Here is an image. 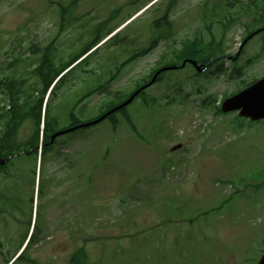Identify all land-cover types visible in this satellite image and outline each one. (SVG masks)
Here are the masks:
<instances>
[{
  "label": "rangeland",
  "instance_id": "374dc122",
  "mask_svg": "<svg viewBox=\"0 0 264 264\" xmlns=\"http://www.w3.org/2000/svg\"><path fill=\"white\" fill-rule=\"evenodd\" d=\"M68 1L0 0V71L15 67L28 80L31 44L54 40L58 58L67 59L113 17L115 29L52 103L61 129L72 113L91 120L155 70L179 62L185 43L201 40L203 58L222 48L229 70L195 76L188 65L166 72L147 89L146 98H155L149 106L141 98L128 106L129 122L116 115L115 125L106 119L60 137L36 185V161L14 157L1 173L7 179L0 182V207L7 211L0 215V264L16 255L30 230V199L39 185V240L29 253L40 264H72L78 247L87 252L85 264H256L264 252V185L258 183L264 180V119L215 114V107L242 81L264 76V34L245 45L235 64L228 59L264 18V0H256L253 12L243 3L214 9L208 0H181L162 30L152 22L163 15V0H79L75 23L60 33L57 2ZM155 38L156 48L127 62ZM213 41L222 44L208 46ZM18 56L26 60L16 66ZM232 66L242 69L241 79ZM174 80L181 86L168 89ZM32 131L27 123L21 137ZM17 188L24 208L8 200Z\"/></svg>",
  "mask_w": 264,
  "mask_h": 264
},
{
  "label": "trees",
  "instance_id": "16d2710c",
  "mask_svg": "<svg viewBox=\"0 0 264 264\" xmlns=\"http://www.w3.org/2000/svg\"><path fill=\"white\" fill-rule=\"evenodd\" d=\"M181 0H163L158 5V10H162L164 7V13L162 16H159L155 20H153L152 25L153 28L159 30L163 29L164 27H170L171 21L170 16L176 9L177 5L180 3ZM210 1L213 8H217L220 6H225L226 8H233L236 7L238 4H247L249 9L256 8L257 1L256 0H208ZM58 10L60 13V29L59 32H63L67 30L70 26L75 23V18L73 17V13L77 9L79 5V0H69L65 4L58 3ZM255 12V11H254ZM112 18L106 19L102 21L101 24L96 25L91 33V37L84 42V45L73 54H71L67 59H64L62 56L58 58L57 53L55 52V41H51L47 46L43 47H36L34 44H31L29 50L31 51V66L35 64L34 68L32 69L31 78L24 77V73L20 70L10 71L8 73V69H4L0 71V158H6L8 156H13L19 154L22 151L27 152L29 156H32L35 161L38 157V147L41 141L42 135V155H41V169L45 165V163L52 157H54L55 146L58 144L57 137L52 143L50 142L51 136L56 131H59L58 128V119L56 116L52 115L53 105L55 104L54 100L58 98L61 88L65 85V81L69 78L71 74H73L76 70H78L77 63L71 70L65 73L63 76L60 77L58 82L54 85L52 92L48 98V104L46 107V113L43 117V106H44V94L48 92L49 87L51 84L60 76L62 72H64L67 68L73 65L78 59H80L83 55L89 52L96 44H98L106 35L110 34L115 28L110 27V23L112 22ZM114 37V36H113ZM222 44V41H213L208 43V46L219 45ZM158 45V39H153L149 45V47L145 49H141L135 51L127 62H130L133 59L141 58L149 53L150 50H153ZM202 46L201 40L191 41L189 44L185 43L183 46L182 51L178 53L179 62L173 63H166L164 66L169 65H176V70L180 69V64L182 63L184 58H198L201 62L209 63L210 61H215V68L212 71V67L210 68L211 73L214 74H221L226 73L228 69L225 67L223 63L224 58V50L222 48L216 47L214 49L209 50V54L203 57H199L200 47ZM203 48V47H202ZM205 48V47H204ZM207 50V49H206ZM19 62L15 63L16 66L20 63L25 62V58L23 59L22 56H18ZM35 59V61H33ZM87 59L84 61L86 62ZM186 65H190L187 63ZM185 65V66H186ZM234 73L241 75L242 69L241 68H234L232 70ZM25 72V71H24ZM166 71L161 72L159 75L158 80H160ZM34 78V82H33ZM31 85V90L33 92H29L27 87L29 84ZM173 84L168 85L169 88H176L181 86V83L177 80L173 81ZM246 81L242 84V86H246ZM35 88V91H34ZM39 91L41 95L36 94V91ZM144 95V91L138 96L141 97ZM90 96V91L85 96L88 98ZM129 97V95H128ZM144 98V97H143ZM152 100H155L153 98ZM174 98L170 101L173 102ZM148 99H145V102ZM53 103V105H52ZM111 107L116 106V104L112 103ZM110 107V108H111ZM125 109H121L119 112L126 118ZM221 109L220 106H217L215 114H220ZM109 120L115 125L118 118L116 117V113H113ZM128 122L130 121L129 116H127ZM80 118L76 117L74 113H72V121L70 126H75L80 123H83ZM27 123L33 124V131L32 133L26 137H21V131ZM43 124V128L41 125ZM87 128L84 127L75 130L74 132L85 131ZM134 128V126H133ZM135 129V128H134ZM11 160H8L6 165ZM4 168V167H3ZM2 171V167L0 166V172ZM0 178L1 183H5L7 176L6 174H2ZM259 185H264V181L261 180ZM7 189V188H6ZM21 188L16 189V193L13 196L8 197V200L11 199V202L14 206L18 207L21 201ZM39 197L44 193V188L39 185L38 188ZM22 192V191H21ZM31 207L33 204V200H30ZM13 207V206H12ZM40 206L37 208V214H40ZM7 209L5 207H0V215L5 213ZM1 222V218H0ZM40 233V226L35 224L33 235L26 246L25 250L19 255L12 264H40L37 259L33 258L29 253V249L33 247V244L37 242L38 236ZM2 247L1 239H0V248ZM2 251V250H1ZM13 257V256H12ZM11 257V258H12ZM8 259V261L11 260ZM87 258V252L84 250L83 247H78L71 258L72 264H85L84 260Z\"/></svg>",
  "mask_w": 264,
  "mask_h": 264
},
{
  "label": "water",
  "instance_id": "95a60500",
  "mask_svg": "<svg viewBox=\"0 0 264 264\" xmlns=\"http://www.w3.org/2000/svg\"><path fill=\"white\" fill-rule=\"evenodd\" d=\"M188 61L192 63L198 71L206 70L207 66L205 64L199 65L195 60H191V59H188ZM186 62L187 60H184L183 65ZM169 68H175V67L173 66ZM133 98H134V95H132L127 101H125L121 105L115 107L111 111L104 114L99 119L92 121V123H98L99 121L104 119L106 116L114 112L115 110L126 106L132 101ZM222 110L225 112L232 111V110H239L241 115L248 116L254 120L264 118V77L262 79H259L258 81L250 85L249 87L245 88L244 90L239 91L237 94L227 98L222 103ZM74 129L75 128H70L68 130H63L61 132L55 133L52 138H55L61 133H66ZM4 162H5L4 159H0V164H4ZM258 264H264V254L259 260Z\"/></svg>",
  "mask_w": 264,
  "mask_h": 264
},
{
  "label": "bare ground",
  "instance_id": "6f19581e",
  "mask_svg": "<svg viewBox=\"0 0 264 264\" xmlns=\"http://www.w3.org/2000/svg\"><path fill=\"white\" fill-rule=\"evenodd\" d=\"M46 95V99H44V103L46 102V100H48V98H49V95H50V92H49V90H48V92L45 94Z\"/></svg>",
  "mask_w": 264,
  "mask_h": 264
}]
</instances>
